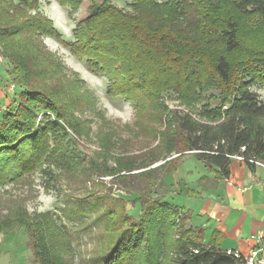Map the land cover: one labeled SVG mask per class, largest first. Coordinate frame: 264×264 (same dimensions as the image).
I'll use <instances>...</instances> for the list:
<instances>
[{"label":"trees","instance_id":"trees-1","mask_svg":"<svg viewBox=\"0 0 264 264\" xmlns=\"http://www.w3.org/2000/svg\"><path fill=\"white\" fill-rule=\"evenodd\" d=\"M18 1L0 0V44L12 62L8 73L24 87L16 109L0 117V187L37 171L52 183L55 173L45 165L77 173L88 164L92 173L138 177L145 183L144 190H137L140 218L132 220L112 206L102 214L108 221L105 237L112 236L106 245L114 249L105 264H243L242 254L237 258L192 238L195 231L184 226L187 216L177 228L179 209L148 193L164 180L157 173L169 176L185 155L215 174L212 187L229 178L234 156H242L252 171V161L264 165V103L250 91L253 83L264 84V0H132L131 12L110 0H58L74 12L88 13L76 24L71 44L64 43L39 12L37 0ZM43 36L60 40L92 71L105 75L109 96L130 101L137 110V125L159 138L160 145L141 156H122L112 153L115 144L108 138L101 139V150L87 162L78 150L68 148V128L84 137L90 130L72 113L82 103L66 95L62 65L44 47ZM210 90L218 91L219 97L207 98ZM166 91L179 93L187 108L206 100L199 114L204 122L172 111L160 131L157 125L163 123L166 108L159 99ZM216 99L220 104L212 109ZM110 159L115 168L100 164ZM160 160V165L150 167ZM140 167L145 170L132 173ZM199 181L210 180L203 176ZM35 221L25 213L0 219V234L24 229L36 264H67V236L52 223L50 230ZM112 221L119 227L129 225L127 242L112 230ZM51 232L59 237L57 242H50Z\"/></svg>","mask_w":264,"mask_h":264},{"label":"rangeland","instance_id":"rangeland-1","mask_svg":"<svg viewBox=\"0 0 264 264\" xmlns=\"http://www.w3.org/2000/svg\"><path fill=\"white\" fill-rule=\"evenodd\" d=\"M37 1L39 12L53 23L54 28L61 35V40L66 44L73 43L76 24L79 20L86 18L88 13L82 10L74 12L70 6H63L58 0ZM102 1L104 0H98V2ZM110 1L125 12L132 11V0ZM13 2L18 4L19 1L13 0ZM41 40L46 50L62 65L63 77L60 79L66 83V95L68 94L70 101L76 99L82 103L72 113L82 122H86L90 130L89 137H84L68 128L69 136L66 139V141L70 140L68 148L78 150L81 159L87 162L93 157L94 152L101 150V139L108 138L115 144L111 150L112 153L122 156H141L151 148L160 145L159 138L148 136L137 125V110L130 101L109 96V81L105 75L92 71L85 59L75 56L60 40L47 36L41 37ZM0 56L2 58L0 82L6 89L5 97L3 100L0 99L1 117L7 109H16L19 94L24 87L16 83L14 75L8 73L13 66L12 62L5 57L4 47L1 44ZM70 82L73 84L71 85ZM12 84L15 85L14 90H10ZM250 91L264 103V84L253 83ZM210 95L218 98L219 92L210 90L206 97ZM159 102L166 108L163 123L157 125L160 131L165 130V118L172 111H178L182 116L190 114L194 119L204 122L199 114L204 110L206 100L196 104L194 108H187L179 93L166 91ZM219 104L220 100H213L211 108L214 109ZM42 120L39 116L38 121ZM235 159L238 160V158ZM148 160L145 161L147 165ZM162 162L163 160H160L150 167L158 166ZM140 163L137 161V164L142 166ZM100 164L107 168L116 167L113 159L106 163L100 161ZM44 168L54 171L56 176L54 182L50 183L42 171H37L18 182H9L0 187V219L16 218L21 213H25L35 218V222L38 221L48 227L52 223L67 236L69 241L70 251L64 254L67 264H105L111 258L114 249L106 245L112 236L109 234L105 237L103 230L108 221L102 214L108 210L106 208L112 206L115 211L122 209L132 220H138L142 207L137 190L141 188L144 190L145 183L138 177L119 179L110 175L92 173L88 164L82 166L77 173L62 171L56 166L45 165ZM142 170L145 169L141 168L132 173ZM124 174L126 172L122 173ZM157 175L159 179L164 180L163 182L159 180L158 185L152 188L148 195L161 202L169 203L167 197L173 185L171 186L168 176L162 177V171H159ZM110 225L117 235L124 237L125 242L130 239L129 225L119 227L115 221H112ZM52 228V226L49 227L50 230ZM49 237L52 243L57 242L59 238L52 232ZM192 238L197 239L195 234ZM173 239L177 240V236ZM28 241L29 237L24 229L7 235L0 234V264H36ZM163 256L164 254L161 258ZM162 264H166L165 261Z\"/></svg>","mask_w":264,"mask_h":264},{"label":"crops","instance_id":"crops-1","mask_svg":"<svg viewBox=\"0 0 264 264\" xmlns=\"http://www.w3.org/2000/svg\"><path fill=\"white\" fill-rule=\"evenodd\" d=\"M5 93L0 82L1 100ZM203 176L210 181L201 183ZM167 178L173 185L168 202L185 212V229L195 231L203 244L244 257L264 246L263 164L252 171L245 161L233 158L229 178L212 187L215 174L194 156L185 155Z\"/></svg>","mask_w":264,"mask_h":264},{"label":"built area","instance_id":"built-area-1","mask_svg":"<svg viewBox=\"0 0 264 264\" xmlns=\"http://www.w3.org/2000/svg\"><path fill=\"white\" fill-rule=\"evenodd\" d=\"M0 61H2V58L0 56ZM15 85L12 84L10 86V90H14ZM235 158H238L240 161H245V159L242 156H235ZM256 164H259L257 161H252ZM185 212L184 211H179L178 212V217H177V228L181 227V224L183 220L185 219ZM264 251V246H257L254 248L251 253L244 257V263L243 264H264V256L261 255V253ZM228 254H234L237 258H240L241 254L239 252H233L231 250H228Z\"/></svg>","mask_w":264,"mask_h":264}]
</instances>
